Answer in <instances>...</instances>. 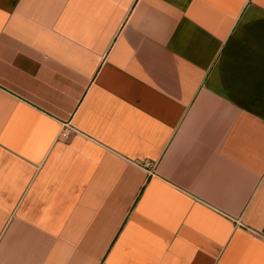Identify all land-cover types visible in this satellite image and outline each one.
Listing matches in <instances>:
<instances>
[{
    "label": "crops",
    "instance_id": "0c3cea01",
    "mask_svg": "<svg viewBox=\"0 0 264 264\" xmlns=\"http://www.w3.org/2000/svg\"><path fill=\"white\" fill-rule=\"evenodd\" d=\"M0 264H264V0H0Z\"/></svg>",
    "mask_w": 264,
    "mask_h": 264
},
{
    "label": "built area",
    "instance_id": "2783aa9c",
    "mask_svg": "<svg viewBox=\"0 0 264 264\" xmlns=\"http://www.w3.org/2000/svg\"><path fill=\"white\" fill-rule=\"evenodd\" d=\"M72 133V130L69 128L68 124H64L58 134V138L66 139L69 134Z\"/></svg>",
    "mask_w": 264,
    "mask_h": 264
}]
</instances>
